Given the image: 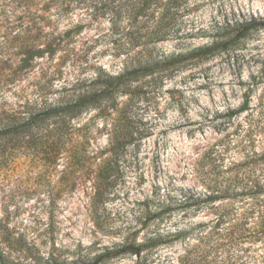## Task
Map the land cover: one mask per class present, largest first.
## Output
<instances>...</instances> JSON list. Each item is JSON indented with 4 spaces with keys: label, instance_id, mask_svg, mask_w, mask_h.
Instances as JSON below:
<instances>
[{
    "label": "rangeland",
    "instance_id": "1",
    "mask_svg": "<svg viewBox=\"0 0 264 264\" xmlns=\"http://www.w3.org/2000/svg\"><path fill=\"white\" fill-rule=\"evenodd\" d=\"M232 12L264 16V0H184L177 22L181 33L192 32L209 28ZM78 19L75 15L73 24L60 23L58 32L65 35ZM24 24L0 10V119L25 111L35 101L69 95L79 83L95 78L100 69L113 74L122 71L124 58L114 57L111 41L103 37L107 24L101 29L83 28L56 52L34 59L25 52L31 41ZM184 41L188 47H198L210 38L194 35ZM175 44L168 41L160 46L173 51ZM237 53V60L214 56L185 65L164 83L149 84L133 110L142 137L136 148L125 152L118 180L104 198L94 197L96 170L92 165L66 170L65 162L59 160L56 167L47 169L33 148H18L17 168L9 174L1 173L8 164L0 161V217L11 231L23 236L24 249L67 264H182V240L141 256L122 252V247L211 221V202L178 205L186 198L195 201L208 186L211 190L224 186L223 172L228 169L232 170L229 177L244 172V178L260 180L263 192L223 199L215 205L225 206L236 218L253 203L256 213L264 211V164H256L253 156L264 151V29L245 40ZM246 95L249 110L229 118L228 113L238 109ZM38 127L42 126L33 127L31 139L28 133L19 138L34 147L39 142ZM89 128L95 146L107 147L110 127L104 120ZM243 189L240 185L236 193L242 194ZM159 200L171 201L173 209L163 219L147 220L146 204L151 202L155 212L160 209ZM234 237L216 235L199 256L206 255L212 264H264V240L249 238L240 244Z\"/></svg>",
    "mask_w": 264,
    "mask_h": 264
},
{
    "label": "trees",
    "instance_id": "2",
    "mask_svg": "<svg viewBox=\"0 0 264 264\" xmlns=\"http://www.w3.org/2000/svg\"><path fill=\"white\" fill-rule=\"evenodd\" d=\"M184 0H0L2 13L13 15L17 21L27 25L30 47L25 49L32 59L49 52H56L70 43L83 28L101 29L106 27L103 37L111 41L114 57L124 58L122 71L116 74L100 69L95 78L81 82L64 97L55 101H35L25 111L14 113L0 119V161L8 164L1 173H11L17 168V152L33 148L34 156L40 157L47 169L56 167L59 160L65 162V169H81L87 165L95 168L94 197L101 199L109 193L117 182L116 173L125 152L132 146L136 148L142 137L134 120L135 103L144 98L149 84L158 85L183 69L185 65L207 61L214 56L237 60L238 47L250 37L264 29V16L257 13L244 14L232 12L223 16L222 21H214L209 28L181 33L177 14ZM78 22L65 35L58 32L64 21L73 24L74 16ZM107 24V25H106ZM198 35L210 41L198 47L186 46L188 38ZM174 41L175 49L168 51L161 44ZM264 61V58H263ZM264 73V63L262 71ZM150 78V82L144 80ZM127 101L122 102L123 98ZM243 104L228 113L233 118L249 110V95ZM103 119L110 127L107 147H96L90 124ZM86 120V125L77 127L76 123ZM38 127L34 147L22 142L20 135L30 136L33 127ZM36 131V130H35ZM35 140V138H33ZM256 164H264V151L254 153ZM241 167L235 165V167ZM264 170V167L262 168ZM224 171L225 185L210 189L193 201V198L180 200L179 207H191L211 202L214 208L213 219L168 232L166 236L157 233L145 243H132L122 252L137 256L145 251L151 252L159 246L179 240L185 242L182 264H212L207 256H199L216 235H233L235 242L244 244L248 239L264 240V211L256 213V204L240 217H232L231 211L217 201L256 195L263 191L260 180L244 178L245 173L235 176ZM242 185V194L236 193ZM217 186V185H216ZM170 196V195H169ZM194 202V204L192 203ZM160 209L153 212L151 202L146 204L145 217L164 218L173 209V203L159 200ZM200 208V207H198ZM203 208V207H201ZM157 210V209H156ZM256 214H258L256 216ZM238 219L240 221H235ZM4 217H0V264H67L54 257L34 255L25 250L22 235L10 230ZM196 240V241H195ZM196 242V243H195ZM119 254V253H118ZM69 264H86L76 261ZM97 264V261L94 262Z\"/></svg>",
    "mask_w": 264,
    "mask_h": 264
}]
</instances>
